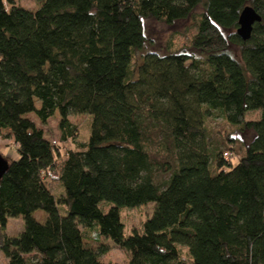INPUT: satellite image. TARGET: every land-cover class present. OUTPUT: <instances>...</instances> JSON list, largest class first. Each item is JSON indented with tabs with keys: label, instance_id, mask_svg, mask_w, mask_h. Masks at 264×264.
Here are the masks:
<instances>
[{
	"label": "trees",
	"instance_id": "16d2710c",
	"mask_svg": "<svg viewBox=\"0 0 264 264\" xmlns=\"http://www.w3.org/2000/svg\"><path fill=\"white\" fill-rule=\"evenodd\" d=\"M37 1L0 0V135L18 153L1 154L6 264H112L103 240L128 264H264V0ZM246 5L261 20L244 40ZM189 18L186 47L137 60L146 19ZM30 113L42 124L58 114L72 146L45 138ZM78 113L91 117L86 141L69 120ZM215 116L229 139L209 127ZM149 203L125 233L121 210ZM18 216L25 237L6 249Z\"/></svg>",
	"mask_w": 264,
	"mask_h": 264
},
{
	"label": "rangeland",
	"instance_id": "374dc122",
	"mask_svg": "<svg viewBox=\"0 0 264 264\" xmlns=\"http://www.w3.org/2000/svg\"><path fill=\"white\" fill-rule=\"evenodd\" d=\"M14 1L22 7L30 9H36L39 6L37 0ZM191 26L192 20L190 18L187 20L176 21L172 25H167L154 19H146L144 22V32L147 40L145 42L143 50L137 53V60L140 61V55L142 51H155L159 54H163L168 52V48L182 49L183 47H186L185 35L187 33V30ZM258 114V111L249 112L246 114V118H256L258 117ZM28 117L34 121L35 125L38 128L43 130L45 138H47L54 144H58L62 150H64L67 146H72L69 141L64 143H61L60 141L61 134L58 114H55L53 117L49 118L46 124H42L34 113L28 114ZM69 120L78 126L80 139L83 141L88 140L90 134L91 117H88L85 113H78L69 115ZM208 125L211 129L220 131L223 136L228 135L227 138H230L232 129L228 127V125L223 121L221 117H210L208 120ZM237 136L238 132H236L233 137L237 138ZM0 154H2L6 159H15L18 157V153L15 149V145L12 139L5 138L0 135ZM229 156H231L230 161L233 164L237 162V154L229 153L228 157ZM50 187L53 191L59 190V186L56 182H52L50 184ZM152 206L153 205L149 203L146 205L138 206L136 208L122 209L121 217L125 225L124 232L128 233L131 228L140 227L145 218L150 215ZM44 215L45 213L42 210H37L33 213L34 218L40 222L42 221ZM24 229L25 223L21 216L8 218L5 230L7 240L6 249H13L16 241L15 239L20 238V240H23V237H25V235H23ZM102 243H104L108 247L107 252L101 256V259L104 262H109L112 264H128L129 255L125 250L115 246L111 241L108 240H103ZM91 245L95 247L96 243H93ZM28 251L30 253L32 252V249H28L27 252ZM8 256V253H5L0 249V264H6L9 259Z\"/></svg>",
	"mask_w": 264,
	"mask_h": 264
},
{
	"label": "water",
	"instance_id": "95a60500",
	"mask_svg": "<svg viewBox=\"0 0 264 264\" xmlns=\"http://www.w3.org/2000/svg\"><path fill=\"white\" fill-rule=\"evenodd\" d=\"M261 16L249 5L244 6L239 18L236 33L242 39H247L250 36L252 25L256 21H260ZM8 168V161L0 154V178Z\"/></svg>",
	"mask_w": 264,
	"mask_h": 264
}]
</instances>
